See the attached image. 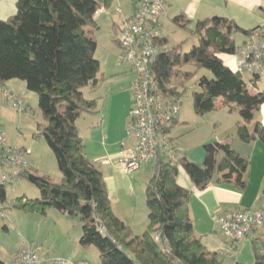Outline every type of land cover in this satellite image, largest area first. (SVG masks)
I'll return each mask as SVG.
<instances>
[{
	"label": "trees",
	"instance_id": "1",
	"mask_svg": "<svg viewBox=\"0 0 264 264\" xmlns=\"http://www.w3.org/2000/svg\"><path fill=\"white\" fill-rule=\"evenodd\" d=\"M113 1L18 0L16 15L0 20V86L18 79L26 83L27 90L38 94L47 121L40 133L63 176L55 182L32 168L20 172L17 179L34 184L40 197L18 198L15 208L42 216L55 209L78 218L83 225L79 244L97 248L102 264H223L218 253L207 252L195 238L189 214L193 191L181 187L177 176L182 167L198 190H205L213 181L246 189L250 162L231 143L206 144L203 164L186 157L176 163L161 156L156 159L146 188L148 227L141 236H134L115 216L104 176L85 154L77 120L97 109V101L86 99L83 89L96 87L101 67L96 58L99 27L94 17L101 5L110 8ZM173 21L182 29L192 24L184 14ZM237 32L249 33L228 18L197 21L193 34L198 45L182 54L181 45L171 49L165 37L167 49L151 70L165 94L180 104L187 93L186 83L197 73L184 72L182 66L193 64L198 70L210 71L213 78H201V91L193 93L195 113L205 116L221 102L230 111L239 107L245 122L237 128L239 139L264 144V125L258 122L253 132L246 125L264 104V92L252 94V81L231 70L219 56L236 52ZM6 201V186L0 185L3 209ZM2 212L0 209V215ZM261 246L264 240L256 239L255 264H264Z\"/></svg>",
	"mask_w": 264,
	"mask_h": 264
},
{
	"label": "crops",
	"instance_id": "2",
	"mask_svg": "<svg viewBox=\"0 0 264 264\" xmlns=\"http://www.w3.org/2000/svg\"><path fill=\"white\" fill-rule=\"evenodd\" d=\"M164 1L167 5V15L165 19L169 17V13L173 12L178 14L176 16L184 14L193 23L194 20L190 18L189 14H202L203 12V10H200L201 7L198 0H190L187 7L180 4L181 0ZM228 1L231 3L234 0H225L226 11L228 10ZM17 3L18 0H0V20H8L15 16L17 13ZM105 13L112 16L110 10ZM115 18L116 19H111V25L104 19L95 20L99 27V30L96 32L97 48L99 49V47L102 46L106 49L107 54L105 57H96L101 66L98 75V83L94 88L86 87V89H89V94H91V96L89 95L87 98L84 91L83 94L88 100H96L97 106L102 102V106L101 108L97 107L96 111L93 113H85L90 116L84 119V123H81V115L77 120V127L80 136L85 142L86 156L104 176L115 216L132 230L134 236H141L147 230L148 223H144L142 218V220H140V218L134 214L135 210H129V208L124 206L123 202L126 198H129L131 200L133 199L135 202L137 201L139 206L141 205L142 197L144 196V199L146 197V186L152 177V173L150 175L146 174L143 172V169L148 172L149 169H151V172H153V166L141 167L138 172L127 174L124 172L122 166L118 164L122 152L134 146V141L130 138L127 131L130 112L133 106L129 92H131L130 87L134 79V72L127 64L120 62L121 49L117 43L120 19L118 16ZM259 21L262 20L259 18ZM255 24L258 27L259 24ZM262 24H264V21H262L259 26ZM103 27L106 29L105 34L100 32ZM241 28L248 32L255 29H251L252 27H247V29ZM10 86L13 89L5 91L16 98L19 96V93H22L24 96L21 94L18 98L26 100L29 104L27 97H25L27 96L25 82H11ZM101 92H103V94H101ZM221 104L224 105L222 102ZM180 119L181 112L176 123L173 125L172 132L180 124ZM230 134H232V131L226 135V138H228ZM245 145L247 147L246 150L250 148L253 149L249 161L250 163L251 159L254 160V158H256V152L260 153L262 159L261 162H258L257 173L255 175L253 169L249 167L245 175L247 187L244 190H239L233 184L221 183L218 181H213L205 190H198L187 174L184 176V174L179 172L177 176V183L181 187L193 191V197L189 204V214L193 222L195 238L202 242L207 252L218 253L223 264H255L256 262L254 248L255 240L251 237H247L236 246H232V243L220 230L217 221L219 216L228 211H257L264 205V144L259 141H254ZM239 154L246 159L247 153L243 154L239 152ZM39 163L31 161L29 164L30 168L51 177L55 182L61 181L62 178L58 172L53 171L54 175H51L46 171L47 169L42 167ZM134 208H136V206ZM37 217L38 223L42 227H46L48 221H52L54 226L60 227L66 232L70 230L68 226H70V219L72 217L68 214L50 209L45 216H40L38 214ZM4 228L6 231H9V227L5 226ZM255 236L256 239L264 240V225L256 230ZM21 240V245H19L11 256L21 249L23 239ZM64 247L63 257L66 258L65 260L73 262L86 261L92 264L93 252L91 246L84 248L79 244V241L72 240L71 237H65V241L62 244V248ZM38 248H41V253L48 258V253L45 252L42 247ZM4 261L6 260H0V264H3Z\"/></svg>",
	"mask_w": 264,
	"mask_h": 264
},
{
	"label": "rangeland",
	"instance_id": "3",
	"mask_svg": "<svg viewBox=\"0 0 264 264\" xmlns=\"http://www.w3.org/2000/svg\"><path fill=\"white\" fill-rule=\"evenodd\" d=\"M189 1L190 0H181L180 4L187 7L189 5ZM198 1L201 7L200 10H203V12L202 14H189L190 18L194 21L187 29H182L174 23L173 18L178 14L173 12L169 13L168 18L165 19V16L162 20L164 24L163 31L169 42L168 47L172 49L181 45L180 52L182 54L190 52L194 46L198 45V38L193 34L197 20L213 17L228 18L232 22H235L238 26L245 29H247V27H252L251 29H253L257 27L255 23L260 25V23L264 21V0H234L231 3L228 1L227 11L225 9V0ZM131 5L132 0H114L112 7L109 8L112 16L108 13H101L96 14L94 19H104L111 25V19H116L115 17H117L116 10L120 9L122 14L127 16L131 12ZM101 7L103 6L101 5ZM259 18L262 21H259ZM100 32L105 34V27H103ZM234 38L237 45H241L246 40V35L242 32H237L234 35ZM97 50V58L106 56L107 53L105 48L100 46ZM219 56L224 60L226 66L233 71L236 70V63L233 55L220 54ZM182 70L188 73H197L193 79L186 83L185 87L187 88V93L182 100L180 110L181 122L172 132L175 147L177 148L176 151H178L180 158H182L181 156H185L191 162L203 164L205 161L204 146L209 143L218 142L222 144L231 143L234 150L236 149L243 154L247 153L246 159L250 161L253 149L250 148L249 150H246L247 147L245 144L248 143L242 142L237 136V128L245 123L240 113L241 109L239 107H235L232 111H230L227 106L219 103V106L215 111L210 112L205 116L197 115L194 110L193 93L201 91L198 84L201 78L207 77L208 79H212L213 75L206 69L198 70L193 66V64L183 65ZM244 79L248 80L249 76H246ZM11 82L24 81L18 79L11 80L8 81L5 86H0V129L5 132L7 142L10 146H18L31 151V155L28 157L29 164L31 161H36L37 163L40 162L39 164L47 169L46 171H48V173L54 175L53 171H56L62 178L55 155L47 140L40 133V128L46 125L47 121L45 120L40 108L38 94L27 90V96L25 97H27L29 104L26 100H23L28 104V106L23 109H16L13 107V102L15 99H22L18 98L22 93H19V96L16 98L8 92L11 96V99H8L9 97L6 96L5 90L8 91L13 89L10 86ZM83 91L85 92V96L87 98L89 95L91 96V94H89V89L84 88ZM263 92L264 75L261 76L260 82L256 88L251 87L252 94L257 95ZM129 93L132 99V94L131 92ZM101 94H103V92H101ZM101 106L102 102H100L97 107L101 108ZM88 116L90 115H82L81 123H84V119L89 118ZM258 122L264 125V104L260 110L255 113L253 119L249 123H246L250 132L254 131L255 125ZM230 131H232V134L229 135L231 138L229 136L226 138V135H228ZM255 155L256 158H254V160L251 159V163L249 165V167L253 169L254 175L257 173L258 162H261L262 159L260 153L256 152ZM222 157V155L219 156V161ZM144 167H150V165H144L142 168ZM143 172L149 175L152 173L151 169H149V172L143 169ZM179 172L184 174V176L187 174L182 167H180ZM0 185H2L1 171ZM6 193L7 201L4 205V209L0 204V209L3 211L0 215V260H7L8 257L10 258L19 245H21V239H23L25 244L33 245L36 249L38 247H42L44 251L48 253L49 260L45 264H52L51 260L54 258L66 259L63 257V250L65 247L62 248V244L65 241V237H71L72 240L79 241L83 233V225L81 221L78 218L72 217L70 219V226H68L70 230L69 232H66L60 227L54 226L52 221H48V225L46 227H42L39 225L37 220L38 214L25 213L15 208V202L18 198L26 197L27 199L34 200L40 197L39 189L24 178H19L12 184H8L6 186ZM123 203L125 207L129 208V210H135L134 214L137 215L140 220L143 219L144 223H148L149 211L146 197L145 199L144 196L142 197V208L141 205L139 206L137 204L138 202H135L133 199L131 200L126 198ZM135 206L136 208H134ZM5 226L9 227V231L5 230ZM91 247L93 252L91 260L92 264H102L99 251L94 246Z\"/></svg>",
	"mask_w": 264,
	"mask_h": 264
},
{
	"label": "built area",
	"instance_id": "4",
	"mask_svg": "<svg viewBox=\"0 0 264 264\" xmlns=\"http://www.w3.org/2000/svg\"><path fill=\"white\" fill-rule=\"evenodd\" d=\"M129 16L116 10L120 19L117 43L121 49L120 62L127 64L134 72L130 88L133 106L130 112L128 135L134 141L132 148L122 152L118 164L127 174L138 172L144 165H152L161 156L168 162L179 160L172 128L178 119L181 104L167 96L160 88L152 65L159 54L164 53L163 18L167 15L164 0H132ZM109 12L101 7L96 14ZM246 41L238 46L233 54L236 72L245 78L249 76L255 88L264 75V24L251 30ZM5 94L11 99L7 91ZM23 99H15L13 107L26 108ZM31 151L26 148L10 146L5 132L0 129V171L2 185L12 184L18 174L30 168L28 157ZM1 204V203H0ZM222 233L236 246L247 237L256 240L255 232L264 225V205L257 211L231 210L218 217ZM41 248L22 243L21 249L3 264H45L49 259L41 253ZM264 256V247L259 248ZM52 264H91L86 261L73 262L54 258Z\"/></svg>",
	"mask_w": 264,
	"mask_h": 264
}]
</instances>
